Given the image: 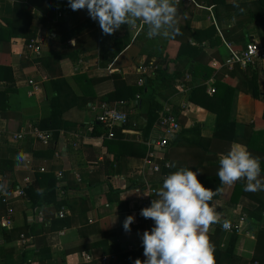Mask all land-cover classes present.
Returning <instances> with one entry per match:
<instances>
[{"label": "crops", "instance_id": "obj_1", "mask_svg": "<svg viewBox=\"0 0 264 264\" xmlns=\"http://www.w3.org/2000/svg\"><path fill=\"white\" fill-rule=\"evenodd\" d=\"M14 1L0 0V18L13 16ZM17 1H25L32 7L34 39L40 44L41 54L31 49L27 54L23 38L12 41L10 62L17 90L11 94L10 102L14 110L9 118L0 116V132L4 135L0 143L1 171L5 175V185L10 189L9 206L0 199V264H106L108 257L132 253H136V259L144 260L141 237L145 230L154 226V222L145 221L140 215L139 191L146 192L149 187L158 190L163 178L180 167L193 171L198 169V175H217L220 151L224 147L218 141L213 144V139L208 153L203 147L214 136L216 114L190 100V90H182L179 81L165 87L162 97L173 106L182 128L167 152L159 155L161 165L165 160L170 166L163 165L160 172L152 171L145 156L138 154L137 145L144 139L146 123L145 114L139 108H124L129 113V121L115 127L113 138L108 137L107 127L97 118L103 102L122 100L108 94L111 90L138 84L154 71L155 65L165 66L167 60L178 55L179 42L174 40V35L149 39L146 28L139 23L131 28L122 26L113 35H104L98 21L92 20L86 9L73 11L68 0ZM227 1L228 7L212 0H182L178 5L177 26L189 23L192 28L206 29L214 25L221 33V30L231 29L246 18L245 14L237 15L238 11L261 7L256 0ZM249 25L247 39L264 41L263 28ZM65 36H69L68 40L62 39ZM189 41L194 42L192 38ZM226 43L224 40L220 58L216 56V48L207 50L211 63L226 58ZM50 54L66 55L61 60L60 76L68 79L72 88L81 95L78 105L65 113L58 138L46 146L36 136L34 123L50 115L54 86L45 67L34 63L33 59L36 55ZM22 58L29 63L27 67H22ZM167 66L170 72L178 68L176 62ZM227 71L226 68L216 69L210 79L194 81L192 78L188 85L206 82L209 86L222 72L228 77ZM254 73L261 98H254L246 92L245 79L241 74H235L231 82L240 90L237 120L261 128L264 127V68L254 69ZM80 75L96 80L94 89L97 95L93 101H85L82 92L86 81L76 79ZM30 80L40 86L33 95L30 94L33 89ZM130 99L135 98L125 100ZM17 132L23 137L14 138L13 134ZM159 135L160 129L155 126L148 138ZM233 143L246 146L241 141ZM20 153H24V161L18 163ZM40 173H53L57 178L62 173V178L57 185L55 200L47 196L48 201L34 206L25 189L33 184L36 194L37 190L47 186L45 180L37 178ZM236 184L244 185V182ZM19 189H23L25 194H20ZM251 194L257 195L264 203V191ZM239 199L235 202L228 197L214 198L217 211L231 223H237L244 214L255 218L253 212L260 205L256 198L247 194ZM62 208L66 212L65 217L58 215ZM129 215H133L135 220L130 226L131 233L126 234L123 222ZM5 219L9 225L5 224ZM254 225L253 237L236 232L235 255L241 259V264L251 263L258 240H264V218H255ZM209 236L215 244L217 264V253L230 246L233 231L223 230L217 224L210 228ZM102 241L105 243L101 244ZM228 262L229 257L224 252L220 264Z\"/></svg>", "mask_w": 264, "mask_h": 264}, {"label": "trees", "instance_id": "obj_2", "mask_svg": "<svg viewBox=\"0 0 264 264\" xmlns=\"http://www.w3.org/2000/svg\"><path fill=\"white\" fill-rule=\"evenodd\" d=\"M256 1L261 5L259 9L238 11L237 15L245 14L247 15L246 18L238 21L231 29L221 30L222 34L214 25L206 29H197L192 28L189 23L179 24L177 26L179 32L174 35V40L179 42L178 55L172 60L166 61L167 65L170 62H176L178 65L176 71L170 72L167 65L159 66L154 69L150 75H146L143 86L139 84L125 85L121 88H115L108 93L113 94L114 98L117 97L118 99L135 98V96L140 94V99L137 101V108L145 114L146 123L143 127L144 139L137 145L139 148L138 154L145 156L147 153L148 148L146 140H148L151 131L158 123L161 112L166 105V99L162 97V92L165 90V87L177 81L184 80L187 73L192 76L194 81L198 79H202V81L210 79L216 69L212 66L211 57L208 58V49L216 48V56L220 58L224 40L225 42H233L238 47L245 45L250 40L247 39L250 28L249 24L259 25L264 30V2L263 0ZM212 2L224 3V5L228 7V5H226L228 4L227 0H212ZM218 12L219 10L216 8V13ZM33 17L30 4L25 1L15 0L13 16L11 18H0V54L2 58H0V116L4 118H9L12 110H14L10 99L11 94L17 90L10 62L12 41L14 38H23L25 40V52L30 54L28 44L36 37L35 29H33L32 26ZM69 36L62 37V39L68 40ZM189 38H192L194 42L191 43ZM203 42L205 43L203 44ZM65 56V54H50L48 56L36 55L33 59L34 63L45 67L51 77L50 82L54 86V95L50 97V115L34 123L40 130L51 132L52 140L58 138L63 128L65 113L67 110L78 105L79 96L81 95V93L79 94L72 88L68 79L60 76L61 60L65 58ZM71 57L75 58L73 55H71ZM21 65L22 67H27L29 63H26L24 58H22ZM222 73H220L213 82L216 88V92L213 94L207 92L208 84L206 82H199L197 85L190 86V100L216 114L213 138L209 139L208 141L210 142L206 145L203 146L202 143H200V145H202L204 151L208 153L210 150L209 144L211 145V140L213 139V144H216V141L222 143L224 149H222L220 153L225 154L233 142H244L253 155L261 157V168L263 172L264 127L255 128L252 124L247 125L237 120L236 109L240 90L235 83L231 82V78L235 77V74H241L243 80L245 79L246 87L244 88L246 92L250 93L254 98H261V89L258 84L257 75L252 68L242 69L238 66L227 71L229 74L228 77H225L224 73ZM76 79H84L86 81V87H84L82 95L86 102L93 101L97 95L94 89L96 80L86 78L84 75L76 76ZM244 138L247 139L244 140ZM214 152H216V149ZM207 161L210 162L211 159L208 158ZM167 171L168 170H166V173H168ZM37 178L45 180L47 186L36 194H34L35 186L33 184L26 186V195L31 200L32 204L37 206L48 201L47 196H51V199L55 200L56 189L60 178H57L53 173H40L37 175ZM198 179L207 188L215 190L217 187H222L223 191L218 196L228 197L235 202L239 201L242 195L247 194L253 196L260 204L253 212V216L258 220L263 218L261 213L264 209V203L259 201L257 195H252V192L245 191L244 185L236 184L235 186H222L216 174H199ZM228 190H230L229 195L227 194ZM59 206L61 207L62 204L60 203ZM23 230H21V232H24ZM237 237L236 232H233L230 246L225 251L220 250L217 253L219 255V263L217 264L221 263L222 254L224 252L229 257L228 264H241V259L235 255ZM103 243H105V241L101 242V244ZM256 249V255L251 259V264H264V240L262 238L258 240ZM136 257V253L123 257H108L106 264H134Z\"/></svg>", "mask_w": 264, "mask_h": 264}, {"label": "clouds", "instance_id": "obj_3", "mask_svg": "<svg viewBox=\"0 0 264 264\" xmlns=\"http://www.w3.org/2000/svg\"><path fill=\"white\" fill-rule=\"evenodd\" d=\"M179 3L180 0H68L73 11L86 9L104 35L139 23L146 28L149 39L169 38L179 32ZM23 161L24 153H20L18 163ZM198 172L180 167L166 175L156 192L157 198L141 209L140 215L151 219L154 226L141 237L145 259H136L134 264H215V244L209 230L217 224L229 230L231 222L217 211L214 202L223 188L205 187ZM217 176L222 186L243 181L247 192L264 191L261 157L239 143H233L227 153L221 154ZM134 220L133 215L125 218L126 233L131 231Z\"/></svg>", "mask_w": 264, "mask_h": 264}, {"label": "built area", "instance_id": "obj_4", "mask_svg": "<svg viewBox=\"0 0 264 264\" xmlns=\"http://www.w3.org/2000/svg\"><path fill=\"white\" fill-rule=\"evenodd\" d=\"M182 1V0H180ZM228 49V55L223 61L214 60L212 65L216 67V69L227 68L228 70H232L235 67H240L242 69L246 68H264V41L251 38L245 45L236 46L233 42L226 43ZM28 48L33 50L35 53H40V44L37 39H32ZM158 65H155L153 68H158ZM30 84L33 85L32 91L30 94H35L36 91L40 89V86L34 81L30 80ZM189 82H192V76L187 73L184 80L179 81V87L182 90H190ZM139 85H144V79H141L138 83ZM197 85V83H194ZM207 92L209 94H213L216 92V88L213 85V82L209 84L207 88ZM140 99V94H138L135 99L130 100H116L112 103L103 102L100 106V112L98 114V121L102 123L105 127H107L108 132L107 135L110 138L115 137V127L119 125H126L129 121V113L124 110L125 107L137 108V101ZM156 126L160 129V135L155 138H148L146 140L147 145V153L145 155V161L147 165L152 169V171L160 172L162 166L169 167L170 163L164 160V157L161 160H164L163 164L159 161V155L165 154L169 148V145L173 138L178 135L181 131V122L178 115L174 112L173 106L168 102L163 108L161 112L160 119ZM34 132L38 139L42 141L44 145H49L52 141V134L49 131L40 130L35 125ZM3 134L0 132V143L2 142ZM14 138H22V133H14ZM59 178H62V173H60ZM140 190V188H139ZM138 190V191H139ZM20 194L24 195L25 192L23 189H19ZM157 189L154 187H149L146 192L142 190L139 191V199L141 201V209L144 207H148L151 204L152 199H155ZM10 189L9 186L5 185V175L1 171L0 165V199L1 201L7 205L10 204L9 200ZM140 209V212H141ZM11 210V209H10ZM60 217H65L66 212L64 208L59 211L58 214ZM264 218V209L261 213ZM145 219V218H144ZM145 221H151V219H145ZM255 218L251 215L244 214L241 216L240 220L237 223H231V227L229 231L237 232L239 234H243L248 237L255 236ZM6 225H9V221L7 219L4 220ZM125 232V231H124ZM126 233V232H125ZM130 232L126 234H130ZM24 236V235H23ZM251 264V263H250Z\"/></svg>", "mask_w": 264, "mask_h": 264}]
</instances>
